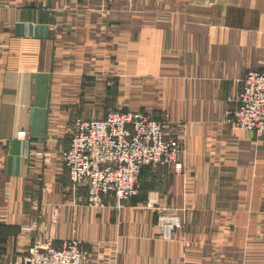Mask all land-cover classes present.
<instances>
[{"label":"crops","instance_id":"obj_1","mask_svg":"<svg viewBox=\"0 0 264 264\" xmlns=\"http://www.w3.org/2000/svg\"><path fill=\"white\" fill-rule=\"evenodd\" d=\"M254 69L264 0H0V264L70 240L84 264H264V135L224 121ZM118 107L163 120L183 169L145 166L137 196L92 208L63 152Z\"/></svg>","mask_w":264,"mask_h":264},{"label":"built area","instance_id":"obj_2","mask_svg":"<svg viewBox=\"0 0 264 264\" xmlns=\"http://www.w3.org/2000/svg\"><path fill=\"white\" fill-rule=\"evenodd\" d=\"M224 120L237 129L264 135V69L247 71ZM18 138L26 142L27 130H20ZM182 151L180 141L166 134L163 120L118 107L103 118H77L63 159L72 185L86 186L89 207L101 208L110 199L114 207L121 208L138 195L145 166L181 171ZM36 153L45 160L52 156L49 151ZM157 226L160 236L171 240L183 226L182 217L163 209ZM12 264H84L83 246L77 240L64 241L60 246L35 243L22 261Z\"/></svg>","mask_w":264,"mask_h":264},{"label":"rangeland","instance_id":"obj_3","mask_svg":"<svg viewBox=\"0 0 264 264\" xmlns=\"http://www.w3.org/2000/svg\"><path fill=\"white\" fill-rule=\"evenodd\" d=\"M255 70V69H254ZM225 121V120H224ZM166 212H172V211H166ZM172 213H174V212H172ZM176 214H179V213H176ZM180 215V214H179Z\"/></svg>","mask_w":264,"mask_h":264}]
</instances>
